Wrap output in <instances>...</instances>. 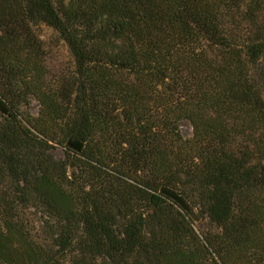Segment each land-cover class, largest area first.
<instances>
[{
    "label": "trees",
    "instance_id": "16d2710c",
    "mask_svg": "<svg viewBox=\"0 0 264 264\" xmlns=\"http://www.w3.org/2000/svg\"><path fill=\"white\" fill-rule=\"evenodd\" d=\"M0 264H264V0H0Z\"/></svg>",
    "mask_w": 264,
    "mask_h": 264
},
{
    "label": "rangeland",
    "instance_id": "374dc122",
    "mask_svg": "<svg viewBox=\"0 0 264 264\" xmlns=\"http://www.w3.org/2000/svg\"><path fill=\"white\" fill-rule=\"evenodd\" d=\"M40 34H41L42 40L52 47V51H50V58L52 59L53 64L51 66L57 69V68H61L63 65L68 63L69 57H68V53L66 49L61 46L57 47V46L52 45V42L57 43L53 32L47 28H43ZM32 111L35 115L37 114L38 105L36 103L34 104ZM182 134L187 139L192 137L193 130H192L191 125L188 122H185L182 125Z\"/></svg>",
    "mask_w": 264,
    "mask_h": 264
}]
</instances>
